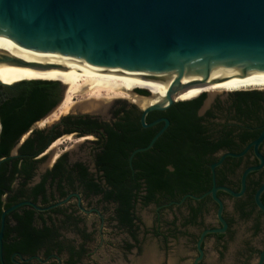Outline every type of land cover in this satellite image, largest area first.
<instances>
[{
    "label": "flooded vegetation",
    "instance_id": "flooded-vegetation-1",
    "mask_svg": "<svg viewBox=\"0 0 264 264\" xmlns=\"http://www.w3.org/2000/svg\"><path fill=\"white\" fill-rule=\"evenodd\" d=\"M191 87L187 86L181 92ZM0 89L2 93H7L6 88L0 86ZM135 89L131 91L135 96H138L136 93L152 95L151 90V93L146 90L134 93ZM181 92L175 95V103L168 108L147 113L145 123L156 122L151 126L143 125L145 107L125 97L108 100V106L113 102L109 109L108 106L105 110L72 109L52 123L49 119V123L42 124L55 111L51 109L36 121L40 126L31 130L36 122L31 125L10 151L12 160L5 175L4 191L0 195L2 213L20 204L7 214L10 220L5 222L4 238L8 235L12 241L34 245L31 253L26 255L14 251L12 264H195V259L200 256L198 242L202 233L207 229L223 227L217 215L218 205L211 194L199 200L187 194L168 202L145 200L150 195L159 197V192L150 189L149 181L174 177L179 150L187 146V141L183 139L185 129H178L180 119L175 115L168 116L172 106L185 100L179 96ZM201 96L204 103L207 93L198 97ZM203 103L196 114L200 123L207 126L209 119L206 114L209 110L201 111ZM182 113L179 111V114ZM164 118L169 120V125L160 137L167 140L157 141L159 137L152 147L134 153L147 146L163 128L166 123ZM210 120L215 119L211 117ZM260 121L256 128L264 127V114ZM36 131H42L53 139L39 151L24 154L21 149L25 140ZM38 146L35 144V148ZM223 152L226 151H216L209 158L219 159ZM234 158L237 159H225L218 167L227 179L234 181L232 187L240 190L243 171L259 161L253 149L242 157ZM4 159H0V164ZM207 159L208 155L202 165L204 171L209 166ZM14 161H17L18 169L15 172ZM263 176L264 166L250 173L246 191L240 197L218 192L225 202L223 216L227 228L224 232L205 236L199 264L207 262L208 240L218 258L228 255L236 235V221L251 220L254 235L264 231V212L257 205L254 207L253 203H249L246 210H251V215L248 217L240 208L248 199L252 181ZM126 195L130 196L127 217L121 211V201L117 199ZM184 197V201L178 204ZM226 198L233 201L231 213L227 211ZM7 203L10 206L5 207ZM149 206L154 208V214L148 223L143 210ZM164 210L169 212L167 219L162 216ZM209 213L214 217L211 223L207 222ZM28 218L30 221H27ZM263 249L264 240L255 243L248 239L239 252L230 256L241 260V264H250L252 259L254 263L251 264H256Z\"/></svg>",
    "mask_w": 264,
    "mask_h": 264
},
{
    "label": "water",
    "instance_id": "water-1",
    "mask_svg": "<svg viewBox=\"0 0 264 264\" xmlns=\"http://www.w3.org/2000/svg\"><path fill=\"white\" fill-rule=\"evenodd\" d=\"M2 67L122 75L200 72L212 80L194 81L184 88L204 87L211 82L243 78L254 72L264 73V0H0ZM16 83L0 81V86L9 88ZM61 83L63 97L53 110L66 95L67 85ZM137 90L150 92L147 88L138 87L134 93ZM179 91L174 92L171 87L166 101L143 108V125L155 124L145 123L147 113L174 104ZM202 93H207L203 112L218 93L212 98L208 92ZM1 96L5 97V94L0 89ZM164 120L165 125L149 144L134 153L152 147L169 125V120ZM35 127L37 122L31 130ZM1 128L0 123V131ZM263 142L264 127L241 152L221 153L211 165L213 186L208 192L186 195L199 200L211 194L218 205V219L223 224L222 228L207 229L202 233L198 242L200 256L195 259V264L202 259L205 236L224 232L227 228L223 216L225 202L218 192L224 191L233 197L245 193L249 174L264 166V154L260 149ZM250 149H253L259 163L243 171L240 190L218 185L216 167L227 157H242ZM263 193L264 180L255 192V203L264 212ZM185 197L177 203L181 204ZM18 205L7 208L1 215L2 264H5L3 231L6 216ZM256 262L264 263V249Z\"/></svg>",
    "mask_w": 264,
    "mask_h": 264
},
{
    "label": "trees",
    "instance_id": "trees-1",
    "mask_svg": "<svg viewBox=\"0 0 264 264\" xmlns=\"http://www.w3.org/2000/svg\"><path fill=\"white\" fill-rule=\"evenodd\" d=\"M5 97H0V123L2 125L0 132V159L5 158L0 164V195L4 191L3 184H6V173L9 169V155L11 149L17 144L22 135L29 130L31 125L43 118L51 109H53L63 97L64 89L60 80L38 78L25 79L19 81L12 87L6 88ZM227 105L220 102L216 104L217 109L226 113L224 120L217 122V114L214 110L207 111L208 125L203 126L196 111L203 103V96L194 97L179 101L172 106L168 116L173 115L179 118L178 129H185V141L187 146L180 149L175 162L174 177L160 178L149 181L150 189L159 192V197L147 196L145 200L157 199L161 202H168L174 198H180L186 194L202 195L208 192L213 186L211 164L218 158L210 159L209 156L219 150L241 152L246 145L256 139L262 128H256L261 124V116L264 114V90L246 89L237 90L231 93ZM182 111V114H179ZM213 117L215 120L211 121ZM53 137L44 135L42 131H36L35 134L27 138L22 146L21 152L24 154L35 153L47 145ZM167 140L160 137L157 141ZM149 142V141H147ZM35 144H39L35 148ZM261 151H264V142L261 145ZM36 151V152H37ZM208 155V168L203 170L204 158ZM234 157H227V160H236ZM15 171H17V161H14ZM163 165H161L162 167ZM216 179L218 185H227L231 188L234 181L227 179L221 172V167L216 168ZM264 180V176L259 180L252 181L249 186L248 199L241 205V211L245 217L251 215V210H246L249 203L254 202V195L258 187ZM239 190V189H235ZM121 201V211L127 217L130 207V196L118 197ZM264 201V193L262 195ZM1 202V201H0ZM10 206L9 203L5 207ZM2 208L0 207V217ZM31 216V212H28ZM10 220L9 215L6 222ZM30 221V218L27 219ZM34 245L30 243H21L12 241L6 235L3 242V253L5 264H12L11 255L14 251H19L26 255L31 253L30 249ZM0 264L2 262L0 261ZM25 264H35L27 262Z\"/></svg>",
    "mask_w": 264,
    "mask_h": 264
},
{
    "label": "bare ground",
    "instance_id": "bare-ground-1",
    "mask_svg": "<svg viewBox=\"0 0 264 264\" xmlns=\"http://www.w3.org/2000/svg\"><path fill=\"white\" fill-rule=\"evenodd\" d=\"M38 78L60 80L68 87L66 99L61 102L42 124L72 109L105 110L108 106V100L114 97H125L135 100L143 107L156 102L163 103L166 101V94L171 87L174 92H177L194 81L211 80L200 72L162 75H122L58 69L0 68V81L5 84H14L25 79ZM138 87L151 90L152 95L150 97L135 96L132 92L134 88ZM251 88H264V73L254 72L243 78L235 77L222 82H211L204 87L194 86L184 92H181L183 91L181 90L179 96L184 99H190L199 96L202 92H208L212 98L219 92L223 93ZM76 93L82 95L83 100L77 104H73L70 95H75Z\"/></svg>",
    "mask_w": 264,
    "mask_h": 264
},
{
    "label": "rangeland",
    "instance_id": "rangeland-1",
    "mask_svg": "<svg viewBox=\"0 0 264 264\" xmlns=\"http://www.w3.org/2000/svg\"><path fill=\"white\" fill-rule=\"evenodd\" d=\"M251 89H258V88H251ZM259 89L264 90V88H259ZM243 90H246V89H243ZM67 91L68 90H66V95L64 99H66L67 97ZM70 97L72 98L73 104H77L83 100L82 95H80L79 93H76L75 95L74 94L70 95ZM229 97H230L229 93L227 94V92H223V93L219 92L214 97L209 107L205 109V110H210V109L214 110V112L217 114V122L223 121L224 116H226V113L225 112L223 113V111L221 112V110L219 111L217 109L216 104L220 102L223 105H227V101L229 100ZM111 104L108 106L107 109L110 108ZM55 119L56 118H51L49 122L52 123ZM68 144H71V143H69L68 141ZM226 203L228 206L227 211L228 213H231L233 211V201L229 198H226ZM143 214H144L145 221L149 223L154 214V208L152 206L145 208L143 210ZM168 214H169L168 210H164L163 215H162L163 218L167 219L169 217ZM212 221H214V217L212 216V213H209L207 217V222L211 223ZM252 228H253V223L249 219H244V220L241 219V220L236 221V223L234 224V230L236 231V235L234 239L231 241L230 247L227 252L228 255L222 259L218 258V255L216 254V252L210 247L211 242L208 240V258H207L206 264H241L242 263L241 260H236V258L230 256V254H233V253L236 254V252H239L242 245H244L245 242L248 241V239L254 240L255 243H261V241L264 240V231H260L258 234L254 235ZM253 261L254 259H252L249 263L250 264L251 262L254 263ZM161 262L163 261L161 260Z\"/></svg>",
    "mask_w": 264,
    "mask_h": 264
}]
</instances>
